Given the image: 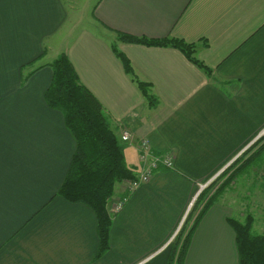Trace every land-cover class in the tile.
<instances>
[{"label":"crops","instance_id":"obj_1","mask_svg":"<svg viewBox=\"0 0 264 264\" xmlns=\"http://www.w3.org/2000/svg\"><path fill=\"white\" fill-rule=\"evenodd\" d=\"M117 32L193 42L204 65L174 47L121 43ZM60 53L118 139L132 133L121 143L134 173L142 139L154 154L173 155L172 169L153 170L112 215L99 258L94 213L57 195L75 149L44 100L47 65ZM38 56L32 71L26 64ZM137 81L149 84L151 107ZM263 130L264 0H0V264H171L172 236L198 186ZM124 192L115 187L111 208ZM231 209H207L183 264H238Z\"/></svg>","mask_w":264,"mask_h":264},{"label":"trees","instance_id":"obj_2","mask_svg":"<svg viewBox=\"0 0 264 264\" xmlns=\"http://www.w3.org/2000/svg\"><path fill=\"white\" fill-rule=\"evenodd\" d=\"M118 39L124 43L174 47L189 61L198 66L204 65L194 57L193 42L169 37L150 39L124 32H118ZM114 49L124 70L131 73L128 59L116 47ZM51 65L53 75L44 98L48 106L62 113L64 124L75 142L70 166L57 195L68 202L84 204L94 213L98 234L95 258H99L109 249L112 214L107 209V201L113 195L116 183L135 178L136 175L126 164L120 140L105 116L101 103L87 87L79 83L68 56L62 53ZM205 69L209 71L210 68ZM138 85L149 98V84L139 81ZM210 206L209 201L183 239L175 237L171 264H183L192 231ZM228 224L235 234L238 264H264V234H253L249 219L241 222L228 218Z\"/></svg>","mask_w":264,"mask_h":264},{"label":"rangeland","instance_id":"obj_3","mask_svg":"<svg viewBox=\"0 0 264 264\" xmlns=\"http://www.w3.org/2000/svg\"><path fill=\"white\" fill-rule=\"evenodd\" d=\"M81 11L84 12V7L81 9ZM116 35H117V40H119L118 32ZM150 39H155V38H150ZM120 42L124 43L122 41ZM144 46L165 48V46H159V45L158 46L157 45H151V46L144 45ZM116 50H118L117 47H116ZM118 51L121 52L120 50ZM61 54L62 53L56 55L55 58H57ZM121 54L124 55L128 59V57L123 52H121ZM117 57L119 58V56ZM39 58H41V56L36 57L34 60L30 61L26 65H33V67H31V70L32 71L36 70L37 68L41 66V65L36 64V61L39 62ZM53 60L50 61L47 65L48 67H50L52 71V75H53V69H52L51 64ZM128 61L130 62L129 59ZM127 74H130L131 76L135 77L133 68H132V72L127 73ZM52 75H51V79H52ZM78 80H79V77H78ZM50 83H51V80H50ZM79 83L82 84L80 80H79ZM136 84L137 86H139L138 85L139 81H137ZM145 97L148 102V106L150 107L156 101V99L152 98L151 96H149V98L147 96ZM259 138L261 139L258 140ZM119 140H120V144L122 146V150L124 153V148L121 143L122 141L121 134H120ZM70 163H71V160L69 162L68 168L70 166ZM134 174L136 175L137 173H134ZM214 175L215 176H213L209 180L205 181L204 183H201V186H198L196 194L193 196L192 200L189 202L187 206L186 216L179 230L177 231V234L175 235V237L177 238L178 236H180L183 239L186 236V234L191 229V226L194 223L195 218L202 211V209L206 207V204L209 201L211 205H213L216 202L227 204L228 206L232 208L231 209L232 214L230 218L241 221V222H245L249 219L250 224H251V232L253 234H264V130L261 132V135L259 134L258 136L254 138V142H252L249 145L248 149H246L243 153H241L235 160H233L232 162H229L227 164V167L223 171H218ZM131 179H123L122 181L116 183L115 187L120 186V184L123 185L126 180H131ZM115 187H114V192H115ZM125 193H126V188H125L124 194ZM115 200L116 198H114V193H113V195L107 201V207L111 208L112 202ZM190 203H191V206L189 208ZM175 237L173 239V244L175 242Z\"/></svg>","mask_w":264,"mask_h":264},{"label":"built area","instance_id":"obj_4","mask_svg":"<svg viewBox=\"0 0 264 264\" xmlns=\"http://www.w3.org/2000/svg\"><path fill=\"white\" fill-rule=\"evenodd\" d=\"M132 138H133V135L130 131L128 130L121 131L122 141H129ZM138 159L140 162V170L136 174L135 178H132L131 180H126L124 182L126 193L122 197L117 199V201L113 204L111 208L112 215L119 212L122 209L125 202L128 200L129 196L137 188H139L141 185L147 183L150 180L153 170H155L159 166H164L168 169L173 168V155L171 153L154 154L152 152L151 145L145 139H142L138 142ZM190 206H191V203L189 205V208ZM185 216H186V213L183 216L182 220L180 221V224L178 225L177 229L175 230L174 235L172 236V239L177 234V231L179 230Z\"/></svg>","mask_w":264,"mask_h":264}]
</instances>
